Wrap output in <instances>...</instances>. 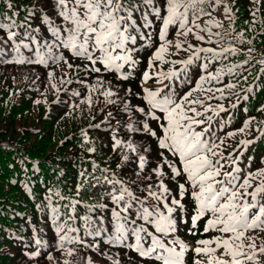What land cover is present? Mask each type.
<instances>
[{"label": "snow or ice", "instance_id": "1", "mask_svg": "<svg viewBox=\"0 0 264 264\" xmlns=\"http://www.w3.org/2000/svg\"><path fill=\"white\" fill-rule=\"evenodd\" d=\"M206 3L221 5L224 0H38L37 5L25 9L31 16L17 22L14 17L19 16L20 11L14 0H8L6 7L12 10V14L0 12V63L47 66L49 61H63L68 68L74 67L60 51L63 49L86 61L83 65L85 70L96 74H119V80L127 81L132 73L125 69V65L135 68L138 63L134 59L136 50L129 44L135 45L139 36L144 42L141 48L151 46V34L145 35L143 31L153 25L151 17L160 22L158 37L162 43L152 54L149 69L155 66L152 61L165 62L164 54L172 44L167 39L169 27L178 25L179 29H186L184 35L192 33L193 27L189 24L199 28L196 20L200 15H211L200 7ZM49 8L51 11H47ZM224 10L232 19V8L225 7ZM30 20H38L39 24L34 28ZM208 23L222 26L219 21L210 20ZM42 29L50 33V37L33 34L41 33ZM206 30L211 33V28ZM213 35L220 36V33ZM240 37H243L242 33ZM196 38L205 39L199 34ZM175 47L181 49L183 43L178 41ZM22 49L34 50L35 59L25 56ZM230 51L235 53L237 49L217 51L199 47L187 59L171 61L172 67L167 71L150 74L146 70L143 79L148 81L155 77L157 87L154 90L144 88L143 95L134 94L143 102L139 105L127 99L131 89H125V96L119 101L112 99L118 96L119 90L104 88L105 81L97 76L96 85L91 86L92 92L103 89L100 94L107 104H123L120 111L127 114V119L123 125L117 122L116 128L124 127L127 131L124 139L117 135L111 138V152L115 153V158L109 156L104 167L92 161V171L80 173L83 180L76 191L79 199L70 200L66 208L76 214L78 204L91 200V203L84 204L88 214L80 217L65 213L64 222L57 223L61 218L60 212L57 207L51 208L52 221L56 224V244L66 257L62 264H95L91 256L80 260L74 258L84 248L104 255L105 247L112 246L134 252L139 258L138 264H188L186 257L189 252L193 254L191 264H264V242L257 244L255 238L248 235L249 230L264 232V168L250 171L243 178L238 167L224 170L228 160L236 165L239 157L232 159L229 154L225 158L220 153V145L224 141L221 139L217 143L213 115L206 114L212 112L218 116L228 109L223 105L213 108L204 99L192 98L196 91H215L221 93L220 99L224 98V88L213 90L204 85L218 82L225 75L223 69L212 73L208 68L211 61ZM252 51L249 49V54ZM9 53L14 55L5 59ZM201 53H211L212 56L202 57ZM259 63L264 65V59ZM175 65L181 67L176 68ZM193 65L199 70L195 86L181 95L177 88L193 83ZM239 67L228 68V74L235 73ZM49 75L54 73L49 72ZM242 78L247 80V76ZM257 79H260V84L256 87L264 86V79ZM67 82L72 83L71 80ZM225 87L233 89L236 85L229 83ZM252 91L249 87L248 92ZM74 95L79 96L80 93ZM211 99L213 96L208 95L207 100ZM243 99L247 100L248 96ZM88 103H91L90 96ZM112 118L113 114L109 112L106 119ZM250 122L246 121L243 127L228 132L227 136L234 137L237 131L244 133ZM94 127L99 128L100 125ZM136 136L141 137L142 142L135 140ZM251 143V140L240 141L242 145ZM87 150L97 151L95 147ZM165 153L175 159L170 160ZM113 164L115 169L111 167ZM116 169L130 170L131 175L125 177ZM172 184H175V192L170 186ZM28 190L31 191L30 188ZM186 197L190 198L191 205ZM46 199L51 200V197ZM60 199L64 197L60 196ZM78 218L83 222L82 235L80 228L69 224ZM181 228L192 236L200 234L204 238L190 245L177 235ZM210 232L218 235L209 237L206 234ZM87 238H92L91 242ZM46 243L35 239L38 246L43 247ZM66 243L72 246L65 247ZM29 255L39 257L42 253L36 250ZM47 258L54 259L50 254ZM108 260L112 264H121L119 259L113 260L111 256Z\"/></svg>", "mask_w": 264, "mask_h": 264}, {"label": "trees", "instance_id": "2", "mask_svg": "<svg viewBox=\"0 0 264 264\" xmlns=\"http://www.w3.org/2000/svg\"><path fill=\"white\" fill-rule=\"evenodd\" d=\"M7 3L8 0H0V12L11 15L12 10L7 9ZM14 3L20 11V15L14 18L20 22L31 16L25 9L37 5L38 0H14ZM200 7L211 15H200L196 20L199 28L189 24V27H193V32L188 35H184L186 29H179L178 25L170 26L167 39L172 41V44L164 54L165 62L152 61L155 66L149 69L150 58L156 47L162 43L158 37L160 22L151 17L154 20L153 25L143 29L145 35L151 34V46L141 48L144 42L139 36L135 45L129 44L136 50L134 59L138 63L135 68L125 65V69L132 73L127 81L119 80V74L91 73L83 67L86 61L75 58L63 49L60 51L64 52L66 60L74 67L68 68L67 63L63 61H49L47 66L0 63V264H62L66 258L56 244V224L52 221L51 208L57 207L60 212L61 218L57 223L64 222L65 213L78 214L80 217L88 214L84 204L91 203V200L78 204L76 214L66 208L70 200L79 199L76 191L83 180L80 173L91 172L92 161L104 167L109 156L115 158V153L111 152V138L117 135L124 139L127 131L124 127L116 128L117 122L123 125L127 119V114L120 111L123 104H107L100 94L103 89L92 92L91 86L96 85L98 75L105 81L104 88L119 90L118 96L112 99L119 101L125 96V89H131L132 91L127 93V99L139 105L143 102L134 94L143 95L144 88L154 90L157 87L155 77L143 84L136 77L133 71L140 66L146 67L150 74L160 70L167 71L172 67L171 61L187 59L196 48H215L220 51L234 47L237 49L235 53H222L218 60L209 64V72L216 73L217 70L223 69L225 75L218 82L204 85L205 88L211 87L213 90L217 87L224 88V98L220 99L221 93L215 91H196L192 98L204 99L206 104H211L213 108L223 105L228 109L226 112H220L218 116L212 112L206 114L213 115L214 138H218L217 143L221 139L224 141L220 145V153L225 158L229 154L232 159L239 157L236 165H232L230 160L227 163L221 161L225 163L224 170L231 171L233 167H238L239 175L243 178L250 171L264 168V86L256 87L260 84L257 77L264 79V72L261 71L264 65L259 63L264 59V0H224L221 5L206 3ZM225 7L232 8V19L225 13ZM189 15L191 18V13ZM210 20L219 21L222 26L209 24ZM30 22L34 28L39 24L38 20ZM208 28H211V33L206 30ZM19 31L22 32L23 29ZM217 32L220 36L213 35ZM33 34L37 37L43 35L45 38L51 35L43 29L41 33ZM196 34L204 36L205 39L198 40ZM178 41L183 43V48L175 47ZM189 45L193 47L190 48ZM249 49L253 50L251 54ZM22 51L25 56L35 59L34 50ZM13 55L9 53L5 59H11ZM200 55L209 58L212 56L211 53ZM244 61L248 63L244 64ZM234 65L241 67L237 68L235 73L228 74V68ZM175 67L179 68L181 65ZM191 68L193 83L178 87L177 91L181 95L195 86L199 70L195 65ZM49 72L54 75L50 76ZM243 76H247V80L243 79ZM68 80L72 83H68ZM229 83L235 84L236 87L226 88L225 85ZM249 87L253 89L251 93L248 92ZM77 92L80 93L79 96L74 95ZM208 95L213 96V99L207 100ZM245 95L248 96L247 100L243 99ZM109 112L113 114L111 120L106 119ZM249 120L250 125L244 133L237 131L234 137L227 136L228 132L240 129ZM199 130L200 128H197V131ZM134 139L142 142L139 136ZM242 140H251L252 143L242 145ZM89 147H95L97 151L88 152ZM169 159L175 158L169 155ZM149 160H152L151 156ZM111 167L115 169V164ZM116 171L123 173L125 177L131 175L130 170ZM155 178L153 176V179ZM177 180L184 182L181 178ZM170 186L175 192V184ZM56 193H59V196ZM49 196L51 200L46 199ZM60 196L64 199H60ZM185 199L191 205L190 198ZM69 224L80 228V234H83L82 220L78 218L74 223L69 221ZM202 227L203 221L200 222L201 231ZM177 235L190 245L204 238L200 234L192 236L184 228H181ZM206 235L211 237L218 233L210 232ZM248 235L255 238L257 244L264 242V232L249 230ZM37 238L46 241L45 246L36 245ZM87 239L91 242L92 238ZM71 246L65 244V247ZM36 250L42 255L31 257L29 254ZM104 251V255H98L94 250L84 248L74 259L91 256L95 264H112V261L108 260V256H111L113 260L119 259L121 264H138L139 258L131 250L112 246L105 247ZM49 254L54 257L53 260L47 258ZM192 255L191 252L187 254L188 264H191Z\"/></svg>", "mask_w": 264, "mask_h": 264}, {"label": "rangeland", "instance_id": "3", "mask_svg": "<svg viewBox=\"0 0 264 264\" xmlns=\"http://www.w3.org/2000/svg\"><path fill=\"white\" fill-rule=\"evenodd\" d=\"M143 66H140L139 68H137L136 70H134L133 72L135 73L136 77L142 81V84L144 82H146L144 79H143V73L147 70L146 67H143Z\"/></svg>", "mask_w": 264, "mask_h": 264}]
</instances>
